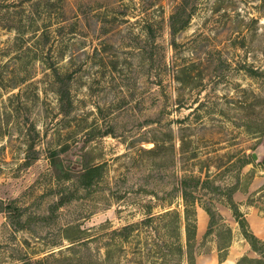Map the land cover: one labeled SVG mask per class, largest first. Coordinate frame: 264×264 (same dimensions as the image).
I'll list each match as a JSON object with an SVG mask.
<instances>
[{"label":"rangeland","instance_id":"obj_1","mask_svg":"<svg viewBox=\"0 0 264 264\" xmlns=\"http://www.w3.org/2000/svg\"><path fill=\"white\" fill-rule=\"evenodd\" d=\"M12 1L0 0V264H162L154 229L130 245L113 233L183 211L177 189L189 177L209 180L198 195L220 215L197 237L196 264H220L212 253L220 257L228 229L244 236L213 187L248 193L264 183V138L252 134L264 124V78L244 70L264 67V0H191L175 37L171 18L184 0H53L51 15L45 0ZM23 19L21 39L12 24ZM46 28L73 76L65 101L33 39ZM244 153L252 162L242 168ZM54 154L72 180L59 179ZM93 166L102 177L85 190L77 175ZM256 202L264 209V186L249 196ZM235 236L231 245L246 244ZM77 238L88 248L69 251Z\"/></svg>","mask_w":264,"mask_h":264},{"label":"trees","instance_id":"obj_2","mask_svg":"<svg viewBox=\"0 0 264 264\" xmlns=\"http://www.w3.org/2000/svg\"><path fill=\"white\" fill-rule=\"evenodd\" d=\"M15 1V0H14ZM12 1V5L14 4ZM45 5L47 12L51 15V10L55 6L52 4L53 0H45ZM64 1V0H61ZM191 0H184L183 6L179 9L175 15L171 18V30L172 35L175 37L177 34L186 30L191 13L189 12V5ZM187 17V19H184ZM189 17V20H188ZM15 22V21H12ZM18 24V26L16 25ZM18 32L19 38L24 39L26 34L29 32L27 26L24 23V19L18 21L17 23L12 24V29ZM31 28V25L30 27ZM49 28V27H47ZM42 29V33H39L40 30L33 32V39L36 40L35 44L41 46L40 51H44L45 56L39 61L52 72V75L55 79L56 85L59 86V95L61 96V101H65V98H69L70 94V82H72L73 76L69 70L64 71L60 67V57L57 54L56 50L53 49V45L51 44L52 33L50 29ZM147 31V36L155 37L156 33L153 25L147 24L145 26ZM175 46V45H174ZM44 48H46L44 50ZM53 52H55L54 55ZM246 70L248 76L256 79L264 78V67H255L250 66ZM259 128L254 131L252 134L256 136V138L263 139L264 138V124H258ZM52 164L55 167V170L58 172V176L60 180L70 181L74 178L70 171L64 169L62 164H57L56 155H51ZM250 156L248 157L246 153H244L239 161L241 163V167L244 168L250 162H252ZM264 165V161L262 163ZM103 167L102 166H93L86 167L83 171L77 175L78 183L85 190H91L94 185L97 183L99 178L102 177ZM209 185V180H202L196 177H189L182 180L180 183L177 192L180 193L183 200V211L179 210H164L165 212L159 214L157 216H149L144 219L140 223L130 224L123 227L119 231H114L113 237L119 238L121 242L124 244L130 245L133 241L137 240L141 235V231L144 229L147 231L148 228L154 229V234L159 236V240L161 241V245L159 243H155V246L158 247L156 254L161 255V259H164V263L167 264L169 259L167 257H171V262L179 259H185L187 264H196V243H197V235H198V208L201 207L206 211L210 218V223L208 227V235H211L214 231L213 228L218 224V217L220 216L218 212L203 203L202 198L198 195L205 185ZM214 191L218 194H223L227 198V207L232 211L233 217L240 226L244 239L249 243L251 249L259 255L260 259H252L249 257H243L237 264H264V241L260 240L252 231L249 222L245 216V214L240 210V206L234 199V195L239 190L238 187H232L227 189L226 191L221 187H213ZM225 192V193H224ZM71 198H62L60 206H64L67 202H69ZM58 206V205H57ZM5 212H9L12 215L14 212L12 205H8L5 207ZM21 215L18 214V217ZM157 223V225H155ZM18 225L20 223H17ZM23 228V227H21ZM148 232V231H147ZM79 233H83L79 231ZM232 230L228 229L226 235H228L229 239L224 244V246H219V261L220 264H224L226 256L228 255V250L231 247L232 241ZM221 237V235H220ZM169 238V240L167 239ZM71 242V247L68 248L69 251L76 250L78 247H87L89 245V241L87 239H68ZM136 246L132 254L136 255L139 253V242H136ZM132 249V247H130ZM61 252V251H60ZM112 252H109V255ZM55 253H51L48 255V258H54ZM81 262H83V258H80ZM47 259H39L36 260L34 258H28L26 264H44ZM156 264V263H154Z\"/></svg>","mask_w":264,"mask_h":264},{"label":"crops","instance_id":"obj_3","mask_svg":"<svg viewBox=\"0 0 264 264\" xmlns=\"http://www.w3.org/2000/svg\"><path fill=\"white\" fill-rule=\"evenodd\" d=\"M263 186H264V183L261 182V178H257L252 183L250 188L248 189V193L237 192L234 196L235 201L240 206V210L245 214L253 233L262 241H264V209L261 208L262 204L260 202L250 204L248 203V200L251 194L256 193V192L259 194ZM239 196L242 199H239ZM230 216H232L233 218V215H231V213H230ZM208 227H209L208 214L201 208H198V235L197 237L199 238L201 234L207 233ZM233 233L234 234L236 233V236H235L236 239L240 238L241 242H244L243 241L244 238L242 239L240 230H237L234 228ZM237 233H238V236H237ZM242 250H243V253L241 254ZM250 252H251V255L252 253H255L247 242L246 244L242 243V246L240 243L233 242V244L228 250V255L226 256L224 264H236L238 260V257H237L238 254L240 256H244L246 254L250 255ZM216 253L217 252L213 251L212 257L214 259H219L218 254ZM218 253H219V250H218Z\"/></svg>","mask_w":264,"mask_h":264},{"label":"water","instance_id":"obj_4","mask_svg":"<svg viewBox=\"0 0 264 264\" xmlns=\"http://www.w3.org/2000/svg\"><path fill=\"white\" fill-rule=\"evenodd\" d=\"M253 157L255 160H258V155L255 154Z\"/></svg>","mask_w":264,"mask_h":264}]
</instances>
